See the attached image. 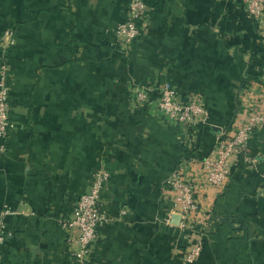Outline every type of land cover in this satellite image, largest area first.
Listing matches in <instances>:
<instances>
[{
  "label": "crops",
  "instance_id": "0c3cea01",
  "mask_svg": "<svg viewBox=\"0 0 264 264\" xmlns=\"http://www.w3.org/2000/svg\"><path fill=\"white\" fill-rule=\"evenodd\" d=\"M144 1V32L125 55L112 29L127 0H0L12 120L0 157V264H78L57 218L71 215L96 169L109 174V220L83 264H186L165 185L178 164L198 201L202 249L191 264H264V126L249 141L253 160L223 186H209L201 164L245 114L249 86L264 89V21L240 0ZM163 82L207 109L192 147L156 109ZM136 85L148 88L142 105Z\"/></svg>",
  "mask_w": 264,
  "mask_h": 264
},
{
  "label": "built area",
  "instance_id": "2783aa9c",
  "mask_svg": "<svg viewBox=\"0 0 264 264\" xmlns=\"http://www.w3.org/2000/svg\"><path fill=\"white\" fill-rule=\"evenodd\" d=\"M240 1L247 16L264 21V0ZM149 10L144 0H127L126 20L117 23L112 29L113 44L123 54L129 55L142 36ZM7 35L9 40L4 44L10 46L14 44V40L11 32H7ZM8 68L7 62L0 60V157L7 151V136L12 127ZM249 87L242 98L245 114L234 119L233 133L220 135L211 154L201 159L202 177L209 186H223L240 160H253L249 153V141L264 126V89L261 86L256 88L254 84ZM147 90V87L141 85L132 89L136 105L149 100ZM156 109L169 123L180 128L183 141L188 147L194 145L196 125L208 117L207 109L198 97L180 100L169 82L158 86ZM108 176L103 169L94 170L89 185L75 202L71 215L57 218V224L71 246L70 254L78 264H83L90 258L98 230L109 220L101 199V191ZM165 185L173 195L172 212L179 217L176 227L187 234L185 245L180 250L181 257L186 264H191L198 259L202 249V239L196 235L198 226L194 214L198 211V201L195 197V182L185 177L183 166L178 164L166 178ZM8 212L5 205L2 215L5 216ZM6 235V223L0 219V248Z\"/></svg>",
  "mask_w": 264,
  "mask_h": 264
}]
</instances>
